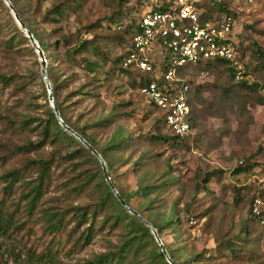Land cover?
<instances>
[{"label":"rangeland","instance_id":"374dc122","mask_svg":"<svg viewBox=\"0 0 264 264\" xmlns=\"http://www.w3.org/2000/svg\"><path fill=\"white\" fill-rule=\"evenodd\" d=\"M15 1L35 34L45 42L51 55L46 65L53 64L54 70L66 69L63 51L79 41L94 38L105 54L106 61L94 78L74 68L75 84L65 88L59 100L72 121L97 133L99 147L124 139L123 144L107 146L110 175L129 197L131 206L160 228V238L176 261L190 264L198 254L203 261L222 264H264V227L249 216L253 198L264 201V0H203L234 15L233 39L242 75L237 79L222 65L187 70L186 79L192 81L193 88L199 87L193 102V132L181 139L158 138L165 135L156 110L119 69V57L130 37L125 25L136 21L141 13L135 15L134 0ZM56 9H62V14L58 15ZM14 36L9 12L0 3L1 72L19 70L18 61L4 44ZM81 55L99 60L91 51ZM21 66L31 74L30 88L45 117L46 88L41 85L37 53L26 52ZM82 84L89 94L75 95L73 102L64 97ZM102 117H113V122L106 128L92 126ZM71 148L72 142L61 143L57 154L64 155ZM21 160L17 158L8 166ZM62 162L57 171L71 176L74 161ZM81 168L94 170L95 163L85 162ZM144 186L149 187L147 195L139 192ZM94 190L90 185L85 196L67 202L91 201L97 197ZM54 204L62 203L55 200ZM174 217L178 221H170ZM123 231H107L106 226L77 253L60 256L57 263L40 264H83L95 254L119 246ZM20 235L0 233V264H30L29 244H23ZM39 235L37 230L29 236L30 242ZM149 245L138 252L136 261L147 260Z\"/></svg>","mask_w":264,"mask_h":264},{"label":"trees","instance_id":"16d2710c","mask_svg":"<svg viewBox=\"0 0 264 264\" xmlns=\"http://www.w3.org/2000/svg\"><path fill=\"white\" fill-rule=\"evenodd\" d=\"M143 1L134 0L133 10L136 16L142 10ZM10 2L26 27L38 41L46 60H50L51 55L46 52L45 42L35 34L32 27L23 17L20 5L15 0H10ZM0 3L8 10L16 33V36L4 40V44L8 53H11L14 59L18 61L19 67V70L16 69L12 72L0 71V233L4 235L9 233L21 234L20 237L23 239V244H29L28 261L30 264H40V262L57 263L60 256H70L77 253L84 246L90 244L93 236L106 226L107 231L121 228L124 231L123 239L119 246L97 253L83 264H124L132 253L134 255L129 257L126 264H169L149 227L126 210L114 195L106 182L102 165L97 157L77 137L66 131L59 124L49 104L47 89L45 90V101L43 103L45 106L43 112H45L46 116L43 117L40 109L41 104L37 101L34 91L30 88L31 74L24 71L21 66L22 57L26 52L29 51L33 54L36 52L16 23L8 6L5 5L3 0H0ZM202 8V17H209L212 11L223 10V7L215 3L207 4L206 2H204ZM55 12L61 15L62 9H56ZM125 26L130 29V39L136 32V27L133 22L126 23ZM55 43L57 44V41ZM87 51L99 56V60H92L85 55H81ZM122 59L123 53L119 57V69L126 75L130 85L139 92L138 87L145 83V77L133 67H124ZM105 61V54L97 47L94 38L86 39L64 49L62 63L66 68L65 70H54L53 64L48 63L46 72L54 101L63 121L100 153L112 183L124 201L132 207L129 197L113 182L110 175L111 163L106 155V149L109 144L118 146L123 144L124 139L113 140L107 146L99 147L97 133L95 131H87L89 127L78 125L76 120L72 121L73 118L65 113L66 106L59 100L63 90L75 84L77 71L74 68L85 71L86 75L92 78L103 67ZM217 65H222L229 72H232V69L227 67L225 61L208 59L205 62H198L192 67L178 68L177 75L186 79L189 68L209 70ZM42 80L41 76V85L44 87L45 83ZM186 82L189 85L187 94L191 105L190 121L194 127L193 102L199 85L193 88L190 79H186ZM242 85L245 88H250L244 82ZM83 88V84L73 87L70 92L65 93L64 97L72 101L75 95L89 94V91H83ZM139 94L145 97L140 92ZM78 100L79 98L76 99V101ZM146 100L156 110L164 128L160 113L153 103L147 98ZM112 122L113 117H102L92 123V126L95 128H106ZM163 133L165 136L158 138L181 139L167 135L165 132ZM69 142L73 143V148L65 151L64 155H58L57 149L59 145ZM20 157L22 160L19 163L11 167L8 166L11 161ZM63 159L74 161L73 174L69 177L63 175L62 171H57L58 166L63 164ZM90 161L95 163L94 170L81 168L82 164ZM240 170L235 169V172ZM90 185L96 188L94 190L97 193L96 198L88 202H67V200H77L85 196ZM148 190L149 187L144 186L139 189V192L147 195ZM15 194H17V197H14V199L13 195ZM57 194L58 196H56ZM55 200L62 204H54ZM101 218L102 220L100 221ZM174 219L178 221L175 217L170 219V221ZM97 222L101 224L96 225ZM151 224L160 237V228L153 222ZM37 230L40 231V235L30 242L29 236L35 235ZM148 242L150 245L146 249L149 250L147 260L136 261L138 252ZM165 248L174 263L179 264L169 249L166 246ZM212 256L216 258V255ZM201 257L202 255H195L193 262L190 264H197V262H203L202 264H222L220 262H212L209 259L203 261ZM207 258H210V256Z\"/></svg>","mask_w":264,"mask_h":264},{"label":"built area","instance_id":"2783aa9c","mask_svg":"<svg viewBox=\"0 0 264 264\" xmlns=\"http://www.w3.org/2000/svg\"><path fill=\"white\" fill-rule=\"evenodd\" d=\"M203 4V0H144L133 22L136 32L123 52V66L133 67L145 77L138 90L160 113L164 132L178 138L188 137L194 129L189 85L177 75L178 68L221 59L237 79L242 75L233 39L234 15L212 11L209 17H202ZM250 216L264 227L261 197L253 198Z\"/></svg>","mask_w":264,"mask_h":264},{"label":"water","instance_id":"95a60500","mask_svg":"<svg viewBox=\"0 0 264 264\" xmlns=\"http://www.w3.org/2000/svg\"><path fill=\"white\" fill-rule=\"evenodd\" d=\"M5 2V4L8 6V8L10 9L13 18L15 19L16 23L18 24V26L20 27V29L24 32L25 36L28 38L31 46L34 48L35 52L37 53L39 59H40V73L42 76V79L45 83L46 89H47V93H48V101L50 106L53 109V112L59 122V124L69 133H71L72 135H74L75 137H77L90 151L92 154H94L97 159L100 161L101 165H102V169H103V174L105 176L106 182L109 185V187L111 188L112 192L114 193V195L117 197V199L119 200V202L121 203V205L128 210L129 212H131L133 215H135L140 221H142L147 227H149V229L151 230L157 244L159 245V247L161 248V251L163 252L167 262L169 264H175L174 261L171 259V257L169 256L161 238L159 237V235L156 232V229L153 227V225L147 220L145 219L138 211H136L135 209H133L132 207H130L125 201L124 199L121 197V195L119 194L118 190L116 189V187L114 186V184L112 183L110 177L107 174V169H106V165L104 162V159L102 158V156L100 155V153L94 148L92 147V145L90 143H88L81 135H79L75 130H73L70 126H68L62 119L60 112L58 110V107L54 101L53 95H52V90H51V85H50V81L48 79L47 76V72H46V58L44 55V52L42 50V48L40 47L38 41L35 39V37L33 36V34L30 32V30L26 27V25L24 24V22L21 20V18L19 17V14L17 13L15 7L12 5V3L10 2V0H3Z\"/></svg>","mask_w":264,"mask_h":264}]
</instances>
